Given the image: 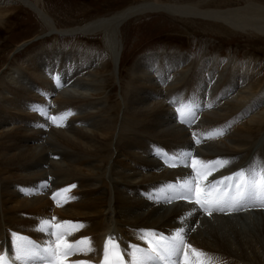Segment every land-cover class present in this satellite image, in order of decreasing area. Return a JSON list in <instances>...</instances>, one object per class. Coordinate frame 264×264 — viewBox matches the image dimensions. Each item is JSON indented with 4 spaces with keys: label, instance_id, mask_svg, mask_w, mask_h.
<instances>
[{
    "label": "bare ground",
    "instance_id": "bare-ground-1",
    "mask_svg": "<svg viewBox=\"0 0 264 264\" xmlns=\"http://www.w3.org/2000/svg\"><path fill=\"white\" fill-rule=\"evenodd\" d=\"M19 2L39 16L45 35L59 32L53 14L33 1ZM11 3L0 0V8ZM225 6L210 7L203 0L184 4L144 0L106 18L92 16L62 33L102 34L114 67L109 74L117 79L122 49L118 35L123 23L138 15L162 12L180 19H204L228 33L264 38V0ZM5 11L0 12V22L9 14ZM87 51H43L27 59L3 85L0 253L12 250L10 257H15L4 240H13V231L37 245L55 247L54 233L64 229L42 230V221L49 220L82 225L68 229L69 243L90 241L78 245L64 258L65 264H99L109 238L121 243L131 264L132 246L144 252L149 237L171 238L181 229L191 246V264H264V207L258 199L208 215L193 200L178 199L176 189L191 180L193 192L198 184L213 195L224 191L235 195L238 178L217 182L241 170L251 176L264 167V64L219 58L194 61L179 53L144 55L127 80L116 130L109 116L113 111L91 98L103 91V75L96 71L104 68V58ZM202 98L207 103L198 105ZM181 113L189 114L184 123ZM230 118L232 122L227 121ZM256 137L261 139L255 144ZM193 159L228 163L198 165V177ZM192 248L203 255L197 257ZM181 251L172 256L177 264ZM31 264L44 263L35 258Z\"/></svg>",
    "mask_w": 264,
    "mask_h": 264
},
{
    "label": "rangeland",
    "instance_id": "rangeland-1",
    "mask_svg": "<svg viewBox=\"0 0 264 264\" xmlns=\"http://www.w3.org/2000/svg\"><path fill=\"white\" fill-rule=\"evenodd\" d=\"M29 1H33L32 3L34 4L38 3L40 9L45 8V11H49L51 15L53 14L51 17L54 19L56 28L57 30H59V32L49 33L45 35L44 32H46L47 29L41 23L39 16L30 8H26V6H24L20 2L18 3V0H12L13 3L0 8V12L6 10L5 12L9 13L8 16L3 18V20L0 22V97L4 92L3 85L5 84V82H8L7 80L9 79L10 75L12 73H15L16 71H20V67L22 66V64L32 56L41 54L43 51H48V49L51 50L53 48L62 51H94L96 53L102 54L104 58V68L101 70H97L96 74L103 75L102 81H104L105 85L102 83V97L101 95H91V98L93 100H100L102 103H104L105 107L113 111L109 114V116H111L110 119L114 121V127L116 128V130L119 129V124L121 122L120 120L123 107L119 104H121L120 101H122V98L124 96L125 86L128 82L127 80L130 76L133 65L139 58L143 57L144 55L179 53L191 56L194 61H198L201 59L219 58L232 59L238 62L245 60H255L258 61L259 64H264V44H262L264 43V38L258 39L239 33L237 34L232 31L228 33L227 30L220 28L216 29L215 27L209 26L211 25L209 21L204 19H199V21L190 17L180 19L177 16H171L166 13L154 12L146 13L147 15H138L135 16V18L131 17L121 26V35H118V37L120 43H122V49L118 63L119 76L116 79L114 77H111L112 74H109V71L114 67L111 62L109 50L104 45L105 40L102 34L87 37L81 34L74 35L62 33V31L74 28L87 20H92V18L95 19V17L106 18L107 16H110V14L112 15L114 12H120L123 8L126 9L130 6L138 5L144 0ZM130 1H132V5ZM162 1L163 3L170 4H184L185 2L194 3L200 0ZM203 2L210 7H217L218 5L225 6V4L227 3L225 7L232 6L231 8H236L243 4V0H203ZM48 4H50L51 6ZM190 31L193 33H191ZM231 32L233 33V35ZM188 33L190 34L189 36ZM227 41L229 44L227 43ZM21 46L23 47L18 49ZM215 52L217 54H215ZM207 101V99H199L198 105L205 104L207 103ZM201 110L202 108L198 107V112H200ZM232 120L233 118H230L227 121L232 122ZM1 132L2 131L0 130V133ZM260 139L261 137H256L253 141L256 144L260 141ZM252 154L253 153L249 154L247 158H249ZM81 227L82 225H80L76 229H80ZM4 240H6V243H8L10 247H12L13 240L11 238L9 239L7 237Z\"/></svg>",
    "mask_w": 264,
    "mask_h": 264
},
{
    "label": "snow or ice",
    "instance_id": "snow-or-ice-1",
    "mask_svg": "<svg viewBox=\"0 0 264 264\" xmlns=\"http://www.w3.org/2000/svg\"><path fill=\"white\" fill-rule=\"evenodd\" d=\"M177 111L180 112V109H177ZM181 115L182 119L180 122L184 123L189 114L181 113ZM51 119L54 122L56 121V117H52ZM57 126L60 125L58 124ZM219 134L222 135L223 133L221 132ZM209 138H211V136ZM197 143H200V141L197 140ZM227 163L228 161L221 162L219 160L204 163L197 159H193L192 168L196 171L197 176L200 177L201 173L197 168L198 165L201 168H208L210 165L212 167L216 165L223 167ZM208 174H211L210 170ZM236 178H238V182L235 183V195H231L228 191L224 192L223 195L219 193L213 195L211 192L201 189L197 184L195 186V204L199 205L208 215H211L214 211L224 212L226 210H235L241 207L244 202L257 199L261 202V207H264V167H262L258 173H253L251 176H248L241 170L234 173L232 177H225L224 180L218 181L217 184H224L225 181H233ZM72 187H75V185ZM227 187L230 189L231 185ZM181 188L183 191H178L177 198L191 201L193 199V182L191 180L185 181L184 184L181 185ZM63 191L66 192L68 189ZM57 195V193H54L53 199H55ZM52 220H55V217H53ZM42 224L45 226L42 230L45 231L49 228L64 229L63 231L54 233L56 236L55 247L49 244L48 247L41 249L34 242L13 232L12 249L15 251V257H10L11 250L0 253V264H16V261H19L20 264H31L35 258H39L44 264H65L64 258L71 254L78 245L90 243L88 238H83L73 245L65 239V237L70 234L68 231L69 228L75 229L79 227L78 225L72 224V222L65 221L61 224H52L49 220H43ZM182 231V229L177 231L171 238L161 236L158 239L147 240L148 251L146 252H142L139 248H136V246H132L134 250L131 254V264H150V262L156 259L167 261L181 248L184 250L185 255L184 264H191L188 259V249L191 246L185 242ZM109 245H111L112 248V259L109 258ZM117 249L118 245L109 238L105 244L104 264H125L120 253L116 251ZM191 251L197 257L203 255V253L197 251L195 248H192ZM200 264H204V262L200 261Z\"/></svg>",
    "mask_w": 264,
    "mask_h": 264
}]
</instances>
